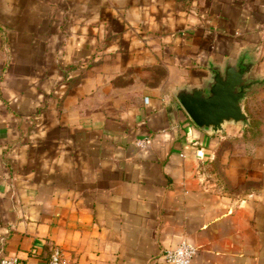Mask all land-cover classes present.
<instances>
[{
	"label": "crops",
	"instance_id": "obj_1",
	"mask_svg": "<svg viewBox=\"0 0 264 264\" xmlns=\"http://www.w3.org/2000/svg\"><path fill=\"white\" fill-rule=\"evenodd\" d=\"M241 55L264 0H0V259L264 264V146L174 95Z\"/></svg>",
	"mask_w": 264,
	"mask_h": 264
},
{
	"label": "water",
	"instance_id": "obj_2",
	"mask_svg": "<svg viewBox=\"0 0 264 264\" xmlns=\"http://www.w3.org/2000/svg\"><path fill=\"white\" fill-rule=\"evenodd\" d=\"M256 60L241 55L213 64L210 75L201 85H179L174 95L192 121L207 132H223L227 125L249 126L245 100L264 76L256 74Z\"/></svg>",
	"mask_w": 264,
	"mask_h": 264
},
{
	"label": "built area",
	"instance_id": "obj_3",
	"mask_svg": "<svg viewBox=\"0 0 264 264\" xmlns=\"http://www.w3.org/2000/svg\"><path fill=\"white\" fill-rule=\"evenodd\" d=\"M138 144L145 147L147 145V138L139 139ZM196 250V246L183 240L177 246L165 249L162 254L165 260L170 264H191ZM0 264L24 263L15 257L7 256L0 259ZM49 264H64L63 251L59 247L54 248Z\"/></svg>",
	"mask_w": 264,
	"mask_h": 264
},
{
	"label": "rangeland",
	"instance_id": "obj_4",
	"mask_svg": "<svg viewBox=\"0 0 264 264\" xmlns=\"http://www.w3.org/2000/svg\"><path fill=\"white\" fill-rule=\"evenodd\" d=\"M260 73L264 76V71ZM245 108L250 116L249 126L253 129L246 137L257 146H264V84L256 86L252 94L246 98Z\"/></svg>",
	"mask_w": 264,
	"mask_h": 264
},
{
	"label": "trees",
	"instance_id": "obj_5",
	"mask_svg": "<svg viewBox=\"0 0 264 264\" xmlns=\"http://www.w3.org/2000/svg\"><path fill=\"white\" fill-rule=\"evenodd\" d=\"M252 130H253V129H252L250 126L246 128V130H245V134H244V136H245L246 139H248V138L246 137V136H247V133H248L249 131L251 132ZM249 140H250V139H249ZM251 141H252V140H251Z\"/></svg>",
	"mask_w": 264,
	"mask_h": 264
}]
</instances>
